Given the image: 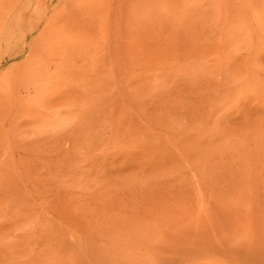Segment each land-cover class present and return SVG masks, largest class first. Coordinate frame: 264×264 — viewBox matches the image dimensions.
<instances>
[{
    "label": "rangeland",
    "instance_id": "rangeland-1",
    "mask_svg": "<svg viewBox=\"0 0 264 264\" xmlns=\"http://www.w3.org/2000/svg\"><path fill=\"white\" fill-rule=\"evenodd\" d=\"M0 264H264V0H0Z\"/></svg>",
    "mask_w": 264,
    "mask_h": 264
}]
</instances>
